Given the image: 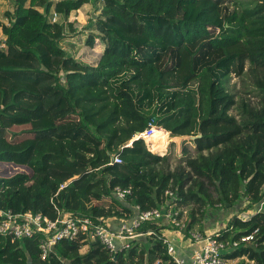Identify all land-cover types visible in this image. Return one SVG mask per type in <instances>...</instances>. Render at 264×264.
Returning a JSON list of instances; mask_svg holds the SVG:
<instances>
[{
	"label": "trees",
	"instance_id": "trees-1",
	"mask_svg": "<svg viewBox=\"0 0 264 264\" xmlns=\"http://www.w3.org/2000/svg\"><path fill=\"white\" fill-rule=\"evenodd\" d=\"M8 1L6 21L0 0L7 35L0 164L29 170L7 176L11 167L0 169V208L99 221L132 214L137 205L245 203L251 217L234 215L220 233L238 238L258 229L257 238L226 256L264 264V210H256L264 198V0L238 8L231 5L239 0H101L89 25L98 33L89 34L81 55L89 62L61 45L64 26L52 19L53 12L68 17L75 5ZM233 76L250 78L254 99L238 97ZM152 120L182 144L152 152L136 138ZM164 129L156 133L168 143ZM117 155L122 162L113 161ZM116 187L132 193L120 200ZM107 198L121 208L106 207ZM85 201L92 202L88 212L71 206ZM196 220H188L189 229ZM167 228L163 220L143 222V235L114 255L89 236L64 239L47 259L39 248L45 234L0 233V264H177Z\"/></svg>",
	"mask_w": 264,
	"mask_h": 264
},
{
	"label": "built area",
	"instance_id": "built-area-1",
	"mask_svg": "<svg viewBox=\"0 0 264 264\" xmlns=\"http://www.w3.org/2000/svg\"><path fill=\"white\" fill-rule=\"evenodd\" d=\"M59 18L57 12H53L52 19L56 21ZM7 35L0 30V49L7 47ZM154 121L142 132L136 134V138L144 139L148 148L152 152H159L153 148L154 137L158 129ZM167 131V130H165ZM168 132V131H167ZM170 136V132H168ZM169 143V142H168ZM167 143V146L169 145ZM130 142L127 145H131ZM114 162H122L119 155L115 156ZM173 195L172 190L167 191ZM115 195L124 200L132 193L131 188L116 187ZM174 205L166 204L164 208H153L150 210H141L140 206H136L137 216L131 221H125L118 230H114L109 226L108 220L102 219L97 221L89 215H74L72 213H59L56 218H51L42 213H34L25 211L15 213L12 210L0 208V233L11 235L14 238H22L25 236H33L37 233L45 234V238L40 242L39 248L43 259H47L51 250L58 241L76 240L81 237H92L98 240L102 246L109 251L111 255L116 254L119 250L127 249L133 239L142 236L139 228L143 222L148 220H164L167 219L174 230L179 234H184L189 244L192 246V256L195 264H241L242 260L245 264H254V260H250L247 256L238 258H229L226 254L232 250L239 248L243 244H249L256 240L258 229L251 233L241 235L238 238L222 237L221 229L214 233H207L198 228H188V218L182 214V211ZM221 207V203H216ZM257 212L264 210V198L257 205ZM168 252L174 256L177 264H187L185 259L177 255V249L168 238Z\"/></svg>",
	"mask_w": 264,
	"mask_h": 264
},
{
	"label": "rangeland",
	"instance_id": "rangeland-1",
	"mask_svg": "<svg viewBox=\"0 0 264 264\" xmlns=\"http://www.w3.org/2000/svg\"><path fill=\"white\" fill-rule=\"evenodd\" d=\"M55 1H60V0H55ZM72 5H75L76 7L71 10V13L68 17H65L62 15L59 17L58 21L64 26V33H65V38L61 40V45L75 58L79 60H84L89 62V60L84 59L81 57L85 46H86V39L91 33L97 34L98 32L95 30L89 29V25L91 21L93 20V17L97 14L100 13L101 10V0H87V1H82L78 5L79 0H65ZM252 2L251 0H239L238 4L231 5V7H239L237 5L239 4H244ZM233 3V2H232ZM12 8V3L11 1L8 0H1V14L2 17L5 19V12L10 11ZM7 21V20H6ZM73 25V29L70 27L69 24ZM236 82L237 83V90H235L238 93V97L240 98L241 96L244 97H252L254 99L252 94H249L250 89L252 88V81L250 80L249 77H244V80H242L239 77L233 76L232 83ZM222 96V95H221ZM221 110V105L217 107V112L218 115L224 116V113ZM153 141L155 143H167V138L159 135L156 133ZM172 141H176L178 144H182L183 138L179 136H169L168 138V144H170ZM169 146V145H168ZM161 152V151H160ZM158 153V152H156ZM6 166L11 167L12 171H7L5 175H12L16 172H21V171H28V167L24 166H16L14 164H6ZM4 164H0V169L6 168ZM173 166H175L173 164ZM172 166V168H173ZM0 175H4V173L1 171ZM121 201H117L114 198H107L105 201L106 207H113V208H121ZM92 202L91 201H85L81 204L77 202H73L71 206L80 208L82 211H89L91 208ZM245 203H240L237 205H233L229 208H225L224 206L218 207L215 205H209L202 204V203H195L190 201L186 205H181L178 206L177 208L181 209L182 211H187V213L182 212L184 216L188 218V220L194 216L196 218V222L193 226V228H198L201 229L203 228V220H205V217L207 216L208 218H214L213 220V225L211 228L216 229L217 231H220V229H223L227 226L228 223H230V220L233 218L234 215L238 214L241 217L248 219L251 217L253 210L248 209L244 210ZM204 209V211H203ZM203 211V212H201ZM193 213V215H192ZM203 231V230H202ZM243 261V260H242ZM245 261V260H244Z\"/></svg>",
	"mask_w": 264,
	"mask_h": 264
},
{
	"label": "crops",
	"instance_id": "crops-1",
	"mask_svg": "<svg viewBox=\"0 0 264 264\" xmlns=\"http://www.w3.org/2000/svg\"><path fill=\"white\" fill-rule=\"evenodd\" d=\"M164 129V128H162ZM166 130V129H164ZM169 132V131H168ZM168 149V146L166 145V147L163 150H160L158 153L161 155H164L166 153ZM137 211L136 208L133 207V213L132 214H126L123 217H111L108 219L109 222V226L114 229V230H118L119 227L121 226L122 223H124L125 221H131L134 217L137 216ZM214 218H208L207 216L205 217V220H203V228H201L200 230H203L204 232L207 233H214L217 230L212 227V223H213ZM164 223H166V225H169L170 228L166 229V234H167V238L169 240L172 241V243L174 244V246L177 249V255L184 258L187 264H195L193 261V256H192V246L189 244V242L187 241L186 237L184 236V234H179L178 232H176L174 229H172L171 224L169 223V221L167 219L163 220Z\"/></svg>",
	"mask_w": 264,
	"mask_h": 264
}]
</instances>
